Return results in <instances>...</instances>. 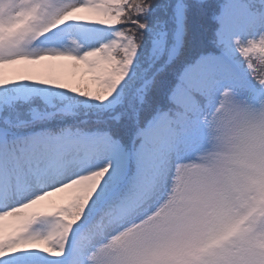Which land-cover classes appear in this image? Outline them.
Instances as JSON below:
<instances>
[{
  "label": "snow or ice",
  "instance_id": "snow-or-ice-1",
  "mask_svg": "<svg viewBox=\"0 0 264 264\" xmlns=\"http://www.w3.org/2000/svg\"><path fill=\"white\" fill-rule=\"evenodd\" d=\"M0 264H264V0H0Z\"/></svg>",
  "mask_w": 264,
  "mask_h": 264
}]
</instances>
